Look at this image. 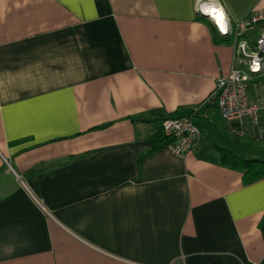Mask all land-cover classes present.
Listing matches in <instances>:
<instances>
[{
  "label": "crops",
  "instance_id": "crops-1",
  "mask_svg": "<svg viewBox=\"0 0 264 264\" xmlns=\"http://www.w3.org/2000/svg\"><path fill=\"white\" fill-rule=\"evenodd\" d=\"M264 0H0V264H264V177L205 104ZM201 137L176 154L167 116ZM169 140V139H168Z\"/></svg>",
  "mask_w": 264,
  "mask_h": 264
},
{
  "label": "built area",
  "instance_id": "built-area-1",
  "mask_svg": "<svg viewBox=\"0 0 264 264\" xmlns=\"http://www.w3.org/2000/svg\"><path fill=\"white\" fill-rule=\"evenodd\" d=\"M264 21V9H255L224 30L222 33L234 39L235 62L228 74L217 79L215 90L205 104L216 106L227 121L245 120L261 123L264 110V28L258 24ZM164 133L170 138L168 146L179 155L194 149L202 131L194 115L167 116L162 121ZM243 136L242 128L235 129Z\"/></svg>",
  "mask_w": 264,
  "mask_h": 264
},
{
  "label": "trees",
  "instance_id": "trees-1",
  "mask_svg": "<svg viewBox=\"0 0 264 264\" xmlns=\"http://www.w3.org/2000/svg\"><path fill=\"white\" fill-rule=\"evenodd\" d=\"M258 27L264 28V21L258 24ZM224 36L223 42H229V40H234L233 37L229 34L222 35ZM232 141L241 146H246L250 148H260L264 146V143H257L254 139L246 138L243 136L236 134L235 132L231 134ZM168 139L166 140H154V145L151 151L157 149V147H161L163 145H168L170 143V138L166 136ZM221 158L225 162H230L234 164H239L243 169H245L246 180L253 181L255 179L264 177V159H248L241 158L231 152L230 150L221 149Z\"/></svg>",
  "mask_w": 264,
  "mask_h": 264
},
{
  "label": "bare ground",
  "instance_id": "bare-ground-1",
  "mask_svg": "<svg viewBox=\"0 0 264 264\" xmlns=\"http://www.w3.org/2000/svg\"><path fill=\"white\" fill-rule=\"evenodd\" d=\"M204 8L207 10L208 14L215 16L217 18V20L219 21L220 25L223 26L224 16H223V12L221 10H219L218 8H215L210 3L205 4Z\"/></svg>",
  "mask_w": 264,
  "mask_h": 264
},
{
  "label": "rangeland",
  "instance_id": "rangeland-1",
  "mask_svg": "<svg viewBox=\"0 0 264 264\" xmlns=\"http://www.w3.org/2000/svg\"><path fill=\"white\" fill-rule=\"evenodd\" d=\"M219 114H220V113H219ZM262 116H263V115H261V121H262ZM243 138H244V139L248 138V137L246 136V133L243 134ZM263 140H264V139H263Z\"/></svg>",
  "mask_w": 264,
  "mask_h": 264
}]
</instances>
